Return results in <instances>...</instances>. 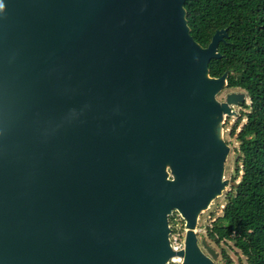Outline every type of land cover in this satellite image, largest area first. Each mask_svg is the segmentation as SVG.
Returning a JSON list of instances; mask_svg holds the SVG:
<instances>
[{"label": "water", "instance_id": "1", "mask_svg": "<svg viewBox=\"0 0 264 264\" xmlns=\"http://www.w3.org/2000/svg\"><path fill=\"white\" fill-rule=\"evenodd\" d=\"M185 1L0 0V264H214L194 227L226 184V30L201 47Z\"/></svg>", "mask_w": 264, "mask_h": 264}, {"label": "trees", "instance_id": "2", "mask_svg": "<svg viewBox=\"0 0 264 264\" xmlns=\"http://www.w3.org/2000/svg\"><path fill=\"white\" fill-rule=\"evenodd\" d=\"M183 8L189 33L201 47L209 45L215 31L226 30L217 47L220 57L208 62V74H226L224 88L244 94L231 131L237 143L232 184L221 215L205 235L216 246L231 244L241 264H264V0H186ZM177 218L178 232L168 218L171 235L184 239V220ZM221 253L220 260L233 264Z\"/></svg>", "mask_w": 264, "mask_h": 264}, {"label": "rangeland", "instance_id": "3", "mask_svg": "<svg viewBox=\"0 0 264 264\" xmlns=\"http://www.w3.org/2000/svg\"><path fill=\"white\" fill-rule=\"evenodd\" d=\"M242 91L238 89L234 90H228L226 88H223L221 91L218 92H211L209 95V98L214 99L219 104L225 103L227 107L230 109V113H224L221 118L213 117L215 118V126L213 129L214 135L216 139L220 142L226 143L229 147V153L226 157L225 163H224V171H223V178L222 182H225V187L222 190V192L217 195L209 204L208 208L205 210H201L196 214V226L194 227V232L197 234V245L199 248L206 254L207 252L203 249L201 245V240L205 239L206 243L210 245L218 254L217 259L214 261V264H225L222 260H220L221 256V250L223 249L225 253L228 255V257L232 260L233 264H241L239 259V256L235 249L231 247V244H221L220 246H216L214 243H210L207 241L206 238V227H209L211 225V222L213 219L219 215H221V209L224 205V196L226 191L229 189V187L232 184V173H233V160L235 156V149L237 148V143L235 141V138L231 136L232 127L234 126L236 120L240 116V106L238 105L236 100L231 101L228 103L226 101V95L229 93H241ZM246 103H248V100L246 99ZM239 129V128H238ZM165 175L168 179H173V175L170 169V166L167 165ZM176 212V213H174ZM180 217L179 213L175 210H172L169 215V217H172L174 221L176 222L177 217ZM181 219V217H180ZM177 224V226H176ZM179 222L175 223V229H177L176 232L179 231ZM170 234L171 236V227L169 225ZM183 231V234L186 232L185 223L183 227L181 228ZM174 235L177 236L175 233ZM244 263V260H243Z\"/></svg>", "mask_w": 264, "mask_h": 264}, {"label": "built area", "instance_id": "4", "mask_svg": "<svg viewBox=\"0 0 264 264\" xmlns=\"http://www.w3.org/2000/svg\"><path fill=\"white\" fill-rule=\"evenodd\" d=\"M169 244L174 252H178L184 249V239H179L178 235L177 236L171 235L169 237ZM182 261L183 259L181 256L175 255L169 259L167 264H182Z\"/></svg>", "mask_w": 264, "mask_h": 264}, {"label": "clouds", "instance_id": "5", "mask_svg": "<svg viewBox=\"0 0 264 264\" xmlns=\"http://www.w3.org/2000/svg\"><path fill=\"white\" fill-rule=\"evenodd\" d=\"M4 4L2 2H0V12H3L4 11Z\"/></svg>", "mask_w": 264, "mask_h": 264}, {"label": "bare ground", "instance_id": "6", "mask_svg": "<svg viewBox=\"0 0 264 264\" xmlns=\"http://www.w3.org/2000/svg\"><path fill=\"white\" fill-rule=\"evenodd\" d=\"M166 168H167V164H165V166H164V168H163L164 172H165Z\"/></svg>", "mask_w": 264, "mask_h": 264}]
</instances>
